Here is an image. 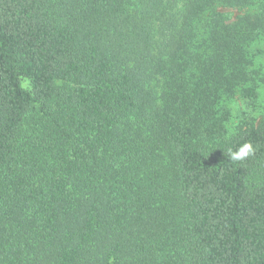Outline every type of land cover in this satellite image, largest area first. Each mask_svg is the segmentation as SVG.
<instances>
[{
	"label": "trees",
	"instance_id": "1",
	"mask_svg": "<svg viewBox=\"0 0 264 264\" xmlns=\"http://www.w3.org/2000/svg\"><path fill=\"white\" fill-rule=\"evenodd\" d=\"M256 2L0 0V264H264Z\"/></svg>",
	"mask_w": 264,
	"mask_h": 264
},
{
	"label": "rangeland",
	"instance_id": "2",
	"mask_svg": "<svg viewBox=\"0 0 264 264\" xmlns=\"http://www.w3.org/2000/svg\"><path fill=\"white\" fill-rule=\"evenodd\" d=\"M262 9V10H261ZM252 11H264V0H257ZM228 20H234L235 17L245 12V10L219 8ZM253 55H255L253 70H256L260 77L264 79V42L261 41L253 46ZM258 86L255 89L254 96L244 97L237 93L232 99L226 100L224 105L227 110V120L224 123V132L226 135L234 134L238 129L249 126L250 124H264V83L257 81ZM27 87V83H24ZM157 89V87H156Z\"/></svg>",
	"mask_w": 264,
	"mask_h": 264
},
{
	"label": "clouds",
	"instance_id": "3",
	"mask_svg": "<svg viewBox=\"0 0 264 264\" xmlns=\"http://www.w3.org/2000/svg\"><path fill=\"white\" fill-rule=\"evenodd\" d=\"M253 153L254 149L250 143H244L236 151L229 149V155L233 161H243L246 158L252 156Z\"/></svg>",
	"mask_w": 264,
	"mask_h": 264
}]
</instances>
